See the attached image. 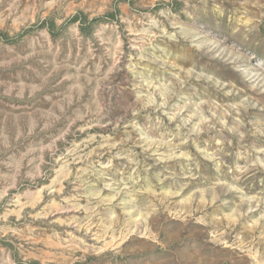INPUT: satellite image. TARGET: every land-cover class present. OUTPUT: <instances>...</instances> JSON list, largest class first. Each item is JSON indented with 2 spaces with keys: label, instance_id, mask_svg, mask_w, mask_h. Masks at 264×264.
<instances>
[{
  "label": "rangeland",
  "instance_id": "1",
  "mask_svg": "<svg viewBox=\"0 0 264 264\" xmlns=\"http://www.w3.org/2000/svg\"><path fill=\"white\" fill-rule=\"evenodd\" d=\"M1 34L0 264H264V0H0Z\"/></svg>",
  "mask_w": 264,
  "mask_h": 264
},
{
  "label": "trees",
  "instance_id": "2",
  "mask_svg": "<svg viewBox=\"0 0 264 264\" xmlns=\"http://www.w3.org/2000/svg\"><path fill=\"white\" fill-rule=\"evenodd\" d=\"M78 19L83 21L84 23H86V17L85 16L78 15V16H75V17L72 18L73 21H76ZM47 26L48 27H54V24L53 23L47 24ZM0 38H2L3 41H10V38L7 35H5V34H1Z\"/></svg>",
  "mask_w": 264,
  "mask_h": 264
}]
</instances>
